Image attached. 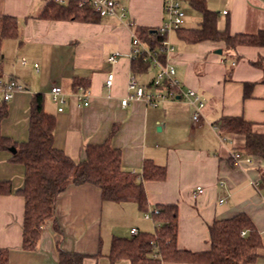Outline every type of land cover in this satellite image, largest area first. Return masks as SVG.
I'll use <instances>...</instances> for the list:
<instances>
[{
	"label": "crops",
	"instance_id": "crops-1",
	"mask_svg": "<svg viewBox=\"0 0 264 264\" xmlns=\"http://www.w3.org/2000/svg\"><path fill=\"white\" fill-rule=\"evenodd\" d=\"M49 1L0 0V16L20 19L19 39L5 41L2 53L11 63L5 69L8 77L23 86L8 102V114L0 119V133L16 141L26 140L31 98L42 93L44 109L56 119L54 145L75 161L85 158L88 145L109 140L121 152L122 167L130 172H141L145 159L166 167L163 180L144 183L148 212L159 204L178 205L180 249L209 250V226L215 220L245 213L263 241L253 264H264V191L251 183L264 181V161L236 165L232 154L239 151L244 138L216 128L222 117L242 116L255 123L256 131L264 132V72L252 64L264 57V46L229 49L222 41L190 43L176 30L168 33L175 48L169 58L178 80L205 99L201 119L195 122L193 107L183 99L158 107L144 100L121 104L133 73L129 56L132 35L163 24L165 0H123L132 26L117 16L99 17L94 11L86 22L39 18ZM189 1L184 0L198 13ZM205 2L219 13V27L229 23L232 34L264 30V0ZM200 21L199 13L189 15L186 11L183 27H198ZM7 42H12L9 54ZM116 54L118 60L112 64L108 58ZM23 57L27 65L22 64ZM111 71L113 83L107 86ZM156 72L151 67L137 74L139 82L149 85ZM76 79L89 83L87 106H78L73 87ZM246 82L256 83L248 98H244ZM53 85L66 93L63 111H58L52 100ZM10 157V151H0V180H11L17 189L23 183L24 167L10 162ZM199 186L202 193L197 192ZM24 206V198L18 194L0 195V251H8V264H58L60 250L87 254L84 264H112L108 255L114 236L130 238L132 228L153 232L156 226L134 201L103 200L100 188L93 184L70 185L58 196L54 217L42 225L36 248L25 250ZM113 264L130 262L120 259Z\"/></svg>",
	"mask_w": 264,
	"mask_h": 264
},
{
	"label": "trees",
	"instance_id": "trees-1",
	"mask_svg": "<svg viewBox=\"0 0 264 264\" xmlns=\"http://www.w3.org/2000/svg\"><path fill=\"white\" fill-rule=\"evenodd\" d=\"M119 1L122 4L123 0ZM189 4L200 14L201 21L195 28L176 29L184 41H222L229 49L264 46V30L254 34H232L229 23L224 28L219 27V13L208 8L205 0H190ZM92 15L93 7L89 4L80 5L79 0H69L67 3L50 0L39 18L86 22L90 21ZM19 35L20 19L13 15L0 16V60L4 42L18 40ZM137 35L151 49L157 50L166 38V35L159 33L158 28L137 30ZM252 64L264 72V57ZM150 68L149 60H143L142 57L132 60V71L136 74L146 73ZM255 84H244V98L251 96ZM73 87L75 90L83 87L88 91L89 83L76 79ZM7 105V101H0V119L7 116ZM29 110L26 140L16 141L0 133V151H10L9 161L24 167L21 187L15 189L11 180H0V195L18 194L24 198L23 249L36 248L42 225L54 217L56 200L70 185L93 184L100 188L103 200L134 201L142 211H149L144 183L147 180H163L166 177L165 166L145 159L141 172H130L122 167L121 152L112 147L109 140L88 145L85 158L75 161L54 145L56 119L44 109L42 93L32 96ZM254 126V122L242 116H225L216 123V128L244 138L243 145L238 147L243 156L264 161V132L256 131ZM11 148L16 151L12 152ZM261 186L264 187V182ZM156 210L157 213L151 212L156 223L153 232L139 231L130 238L114 236L108 255L112 264L120 259H127L130 264H253L259 258L262 236L245 213L215 220L209 226L211 248L191 251L180 249L177 245L178 205L159 204ZM242 232L245 234L242 235ZM86 257L84 253L60 250L58 264H84ZM0 264H8V251L5 249L0 251Z\"/></svg>",
	"mask_w": 264,
	"mask_h": 264
},
{
	"label": "built area",
	"instance_id": "built-area-1",
	"mask_svg": "<svg viewBox=\"0 0 264 264\" xmlns=\"http://www.w3.org/2000/svg\"><path fill=\"white\" fill-rule=\"evenodd\" d=\"M57 3H67L69 0H54ZM184 0H165L164 12L166 18L161 26L158 27V31L162 35H166V38L161 42L160 49H151L145 42H143L137 34L132 35L131 40V52L129 56L131 59L142 57L143 60H149L151 67L156 69V74L149 85L140 83L136 73H131L128 80V95L122 99L121 104L126 106L130 100H144L153 107H158L160 104L166 101H173L183 99L187 101L193 107V120L195 122L200 121L205 107V99L199 95V93L192 88L185 89L176 76V68L169 56L175 50L174 45L168 38L170 31L183 27L186 17V11L183 8L182 2ZM80 5L89 4L93 7L94 13L99 17L104 16H117L123 23L129 26L133 24L127 19L126 7L121 4L119 0H79ZM224 14L227 11L223 12ZM163 56V57H162ZM109 61L114 64L118 60V54L112 55ZM22 64L27 65V58L21 59ZM36 69L39 68V64L34 65ZM113 83L112 71L108 73L106 81L107 86H111ZM23 86L14 78L0 79V101L9 102L13 99L15 93L22 90ZM50 94L53 102L57 105L58 111L64 110V104L66 103L65 91L57 85H53L50 90ZM75 96L78 101V106H87L89 104V91L80 87ZM232 157L236 165L243 163L251 164L254 159L251 156H243L241 152L237 151L232 154ZM264 182V181H263ZM257 179L252 181V185L259 191H264L263 183ZM203 187H197V192L202 193ZM157 213L158 210L153 211ZM150 212L144 214L145 218L151 217ZM137 228L131 229V234H138ZM245 232H242L244 235Z\"/></svg>",
	"mask_w": 264,
	"mask_h": 264
},
{
	"label": "rangeland",
	"instance_id": "rangeland-1",
	"mask_svg": "<svg viewBox=\"0 0 264 264\" xmlns=\"http://www.w3.org/2000/svg\"><path fill=\"white\" fill-rule=\"evenodd\" d=\"M183 8H184V10L189 11V15H191V14L197 15L198 14V13L194 12L193 10H191V8L189 7L187 2L183 3ZM10 44H12V42H7V44H6V49H7L8 54H9V51H10ZM10 64H11L10 60L8 58H7V60H5L3 58V53H2V58L0 60V79L10 78V77H8L9 73H6L8 71H5V69L9 68ZM218 131L222 132V133H225L223 130H219L218 129Z\"/></svg>",
	"mask_w": 264,
	"mask_h": 264
},
{
	"label": "water",
	"instance_id": "water-1",
	"mask_svg": "<svg viewBox=\"0 0 264 264\" xmlns=\"http://www.w3.org/2000/svg\"><path fill=\"white\" fill-rule=\"evenodd\" d=\"M219 52H221V51H219ZM11 151H12V152H15V151H16V149H15V148H11Z\"/></svg>",
	"mask_w": 264,
	"mask_h": 264
}]
</instances>
